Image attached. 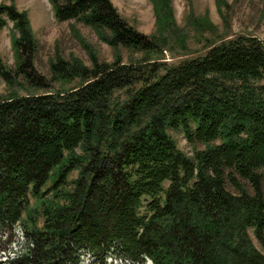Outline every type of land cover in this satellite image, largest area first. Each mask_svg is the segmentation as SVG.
<instances>
[{
	"label": "trees",
	"instance_id": "obj_1",
	"mask_svg": "<svg viewBox=\"0 0 264 264\" xmlns=\"http://www.w3.org/2000/svg\"><path fill=\"white\" fill-rule=\"evenodd\" d=\"M150 1L156 30L146 36L109 0H49L56 21L143 54H90L91 67L57 59L50 80L33 69L27 14L0 4V28L9 21L17 33L16 70L0 59V78L45 91L0 100V255L16 225L24 239L0 264H79L84 253L105 264L115 252L132 264H264V45L239 36L167 64L152 55L177 32L171 1ZM58 79L81 85L47 91ZM169 132L203 149L187 156Z\"/></svg>",
	"mask_w": 264,
	"mask_h": 264
},
{
	"label": "rangeland",
	"instance_id": "obj_2",
	"mask_svg": "<svg viewBox=\"0 0 264 264\" xmlns=\"http://www.w3.org/2000/svg\"><path fill=\"white\" fill-rule=\"evenodd\" d=\"M109 1L118 14L135 30L146 36L155 33L156 22L150 0ZM170 1L174 27L178 33L168 37L165 43L166 48H164L166 50L152 55L153 58L163 59L170 65L178 64L203 55L207 47L212 44L239 36L256 37L264 45V0H220L219 4L216 0ZM0 4L13 5L18 11L27 14L32 34L37 42L36 52L32 56L33 69L46 80L51 79L50 65L57 59L66 62L77 60L82 65L91 67L90 54H94L98 61L106 63L114 62L118 56L123 63H135L143 57V54L139 52L123 48L112 49L101 42L89 27L81 23L56 21L49 0H0ZM12 26V23L8 21L3 28H0V59L3 68L13 73L16 70L17 61L11 46V37L13 34L17 36V33ZM13 81L12 85H8L0 78V100L45 92L30 87L22 76L14 77ZM80 85L81 82L78 79L69 82L58 79L50 82V88L47 91L58 93ZM169 134L175 140L177 148L187 156H191L194 149H203L200 144L190 145L180 132H169ZM76 176L77 172L74 171L68 179H74ZM228 189L233 192L230 187ZM29 200L30 207L34 209L37 202L32 197ZM36 220L39 224L42 222L40 218ZM22 232L21 224L14 227L11 231L10 253L0 255L1 260L7 255L13 256V253H17L24 246ZM250 237L255 248L262 252L259 243L252 235ZM4 241L5 236L2 239V248L8 246ZM79 264L95 263L90 255L84 253L79 259ZM105 264L132 263L124 254L115 252L106 256ZM145 264L151 263L145 260Z\"/></svg>",
	"mask_w": 264,
	"mask_h": 264
}]
</instances>
